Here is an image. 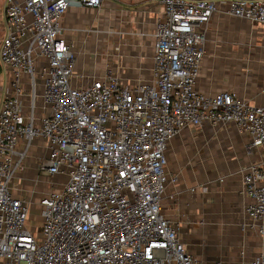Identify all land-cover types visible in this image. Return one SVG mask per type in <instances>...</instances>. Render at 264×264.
<instances>
[{"label": "built area", "instance_id": "obj_1", "mask_svg": "<svg viewBox=\"0 0 264 264\" xmlns=\"http://www.w3.org/2000/svg\"><path fill=\"white\" fill-rule=\"evenodd\" d=\"M157 2L163 10L153 79L128 86L112 74L72 83L75 56L60 37L62 16L100 0H5L0 62L11 71L13 94L0 106V264H201L161 214L160 198L169 140L205 123H232L248 134V152L260 150L241 180L250 227L264 239V106L194 87L214 0ZM227 11L264 24V0H229ZM23 74L31 89L28 113L20 98ZM38 80L47 111L35 119ZM37 137L45 141L37 171L48 190L31 230L29 199L15 196L11 183ZM250 264H264V252Z\"/></svg>", "mask_w": 264, "mask_h": 264}, {"label": "crops", "instance_id": "obj_2", "mask_svg": "<svg viewBox=\"0 0 264 264\" xmlns=\"http://www.w3.org/2000/svg\"><path fill=\"white\" fill-rule=\"evenodd\" d=\"M214 1L217 10L204 28V55L194 87L206 95L231 91L250 104L264 106V24L228 13L229 0ZM0 2L1 42L6 23L5 0ZM162 10L157 0H100L99 6L68 8L61 19L60 37L75 56L72 83L103 79L107 74L128 86L151 82L154 33ZM0 69L6 80L0 86L1 106L4 97L13 94V86L10 69L1 62ZM20 81V98L28 113L31 89L25 74ZM41 89L38 80L35 119L47 111ZM249 142L248 134L232 123H205L183 127L164 151L161 214L176 225L185 249L201 264H250L264 252V239L250 227L245 213L250 198L242 193V169L261 158L257 148L248 152ZM45 155L44 139L34 138L14 176L26 182L25 193L19 183H11L15 196L26 195L38 205L48 190V179L37 171ZM36 180L44 186L35 185Z\"/></svg>", "mask_w": 264, "mask_h": 264}, {"label": "rangeland", "instance_id": "obj_3", "mask_svg": "<svg viewBox=\"0 0 264 264\" xmlns=\"http://www.w3.org/2000/svg\"><path fill=\"white\" fill-rule=\"evenodd\" d=\"M0 11H1V2H0ZM1 13H0V23H1ZM1 27H0V35H1ZM5 72L3 69H0V86L2 84H5ZM20 177V176H18ZM40 180H36L35 185L39 186H44L43 183L39 182ZM15 185H17L19 183V186L21 188V190L25 193V181H23L22 179L16 180L13 179V182ZM19 188V187H18ZM23 193V194H24ZM30 194V193H29ZM33 192L30 194V197H32ZM26 196V195H23ZM29 209H28V214H27V224L28 227L32 230V226H35L37 223H39V217H38V205H36L37 201H34L33 199L29 198Z\"/></svg>", "mask_w": 264, "mask_h": 264}]
</instances>
